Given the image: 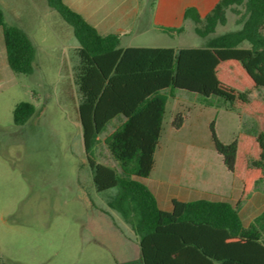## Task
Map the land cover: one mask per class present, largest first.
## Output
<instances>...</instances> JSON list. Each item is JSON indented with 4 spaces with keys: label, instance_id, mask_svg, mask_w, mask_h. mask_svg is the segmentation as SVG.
Returning <instances> with one entry per match:
<instances>
[{
    "label": "trees",
    "instance_id": "16d2710c",
    "mask_svg": "<svg viewBox=\"0 0 264 264\" xmlns=\"http://www.w3.org/2000/svg\"><path fill=\"white\" fill-rule=\"evenodd\" d=\"M48 2L73 27L78 42L76 112L94 185L98 191L118 188L110 207L137 236L140 263L264 264V208L249 223L228 199H173L172 209L165 210L142 181L155 164L168 97L183 90L202 102L217 100L227 110L255 118V134L239 133L230 142L220 140L214 121L210 130L217 153L243 183L238 203L256 184L264 185V97L250 96L264 87V0H218L203 17L188 7L184 18L195 22L194 30L202 37L226 24L229 10L239 16L241 26L212 37L205 46L183 47L120 46L118 33L101 34L65 0ZM0 27L10 68L32 73L34 43L18 25L6 23L1 6ZM162 29L182 32L185 27ZM34 112L33 102H19L14 123L24 124ZM118 115L125 119L104 143L122 174L92 153L99 135ZM184 118L177 112L173 127L180 128Z\"/></svg>",
    "mask_w": 264,
    "mask_h": 264
},
{
    "label": "rangeland",
    "instance_id": "374dc122",
    "mask_svg": "<svg viewBox=\"0 0 264 264\" xmlns=\"http://www.w3.org/2000/svg\"><path fill=\"white\" fill-rule=\"evenodd\" d=\"M155 1L65 0L88 16L101 34L117 32L123 25L118 15L121 9L139 10L142 16L138 23H124L128 28L122 44H206L208 38L198 35L190 24L175 34L154 27L151 10ZM0 6L6 23L22 28L35 46L33 72H15L8 65L0 27V264H141L137 236L110 207L118 188L98 191L93 182L76 112L78 42L73 27L48 0H0ZM238 17L229 10L226 24L218 25L214 35L239 29ZM250 96L264 97V87L253 90ZM21 101L33 102L35 112L17 125L13 110ZM168 101L166 127L172 117L173 98L169 96ZM197 118L203 147L189 152L187 161H198L199 166L215 160L222 163L211 136L212 121L223 142H230L234 131H250L248 119L254 123L252 131L257 128L253 118L237 110L222 108L216 118ZM120 122L108 123L92 153L96 160L122 174L104 143ZM174 143L165 131L158 153L166 156Z\"/></svg>",
    "mask_w": 264,
    "mask_h": 264
},
{
    "label": "crops",
    "instance_id": "0c3cea01",
    "mask_svg": "<svg viewBox=\"0 0 264 264\" xmlns=\"http://www.w3.org/2000/svg\"><path fill=\"white\" fill-rule=\"evenodd\" d=\"M217 2L218 0H156L151 10L152 25L162 30V32L166 34L182 33L183 31L166 32L162 29V27H180L182 25L185 27L186 24H190L194 30L195 22L191 18H184L186 9L188 7H192L193 13L198 12L200 16L203 17L213 8ZM83 15L87 20H89L88 16L85 14ZM118 15L120 16V22L123 23V25L119 26L117 32L111 33H118L120 35V46H130L128 44H122V36L126 35L128 28V26H124V23L130 22L131 25L138 23L142 13H140L139 10H129L126 7V10L121 9L118 12ZM90 16L91 18L95 19L93 15ZM90 22L93 23L91 20ZM214 34L206 37L208 38V41L205 45L210 42L212 37L216 36ZM181 92L185 91L178 90L172 96H170L173 98L171 109L172 117L171 120L167 122V127L165 126L164 117L162 135L158 148L155 152L154 167L149 176L144 177L142 181L151 188L158 200V204L165 210L172 209L173 199H179L183 201L199 198H207L212 200L228 199L236 204L237 211L240 213L244 221L249 223L253 220L254 216L264 208V185L262 183L256 184L251 194L242 202L238 203L243 183L241 179L236 177L230 170H228L220 154L219 155L221 156L222 163H218L215 160V162L212 164L204 163L205 165L199 166L198 164L200 163H197L198 161H187L189 152H199L203 147V143H201V140L199 139L197 117L200 116L206 119H211L213 117L216 118L224 107L217 100L202 102L195 94H192L193 97H189L182 94ZM168 102L169 101L167 100V103ZM179 111L184 113L185 118L182 126L176 129L173 127L172 121L174 115ZM194 112H196V118L192 119ZM241 113L245 116L253 118L255 124L257 125L253 116L244 112ZM116 119H121V122H123L125 116L118 115L111 121ZM249 120L251 119H248V121L246 119L247 122H250L249 128H247L250 129V131H234L232 140L239 133L255 134L257 132L258 127L255 131H252L254 128V123L253 121ZM165 131H167L168 135L175 142L172 145L173 149H171L170 153H168L166 156L163 153H158ZM172 156H174L175 159Z\"/></svg>",
    "mask_w": 264,
    "mask_h": 264
}]
</instances>
